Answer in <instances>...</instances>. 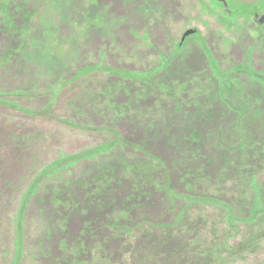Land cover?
Masks as SVG:
<instances>
[{"label": "rangeland", "instance_id": "1", "mask_svg": "<svg viewBox=\"0 0 264 264\" xmlns=\"http://www.w3.org/2000/svg\"><path fill=\"white\" fill-rule=\"evenodd\" d=\"M251 1L0 0V264H264Z\"/></svg>", "mask_w": 264, "mask_h": 264}, {"label": "flooded vegetation", "instance_id": "2", "mask_svg": "<svg viewBox=\"0 0 264 264\" xmlns=\"http://www.w3.org/2000/svg\"><path fill=\"white\" fill-rule=\"evenodd\" d=\"M213 1L215 3L214 5L219 7V9L223 14L227 16H235L237 17V19H243L245 16H243L242 11L246 9L248 4L255 3L254 1L251 0H213ZM248 17L251 18V21L254 25H256L259 29H261L262 32L260 33H263L262 35H264V9L254 10L252 13L249 12ZM190 28H197V31L187 36H183L185 31ZM200 35L201 32L198 27L190 26L187 29H185L184 32H182L179 40L180 42H184L187 38L192 36H197L200 38ZM263 47H264V43H263ZM259 77L264 80L263 76H259Z\"/></svg>", "mask_w": 264, "mask_h": 264}, {"label": "trees", "instance_id": "3", "mask_svg": "<svg viewBox=\"0 0 264 264\" xmlns=\"http://www.w3.org/2000/svg\"><path fill=\"white\" fill-rule=\"evenodd\" d=\"M0 60H2V59H0ZM82 73H84L83 71H81V70H79L77 73H75V75H74V78H77V77H79V76H81L82 75ZM260 76V75H259ZM2 103H5L4 101H1ZM141 164H133V165H130V166H128V165H125L126 167V170H127V172H126V174H128V175H131L132 176V174L134 173V171H137V169H136V166H140ZM53 165L52 164H47V165H45V167L38 173V175H42V174H44V173H46L51 167H52ZM140 170H142V169H140ZM140 172H142V171H140ZM39 177V176H38ZM28 190H30V187L28 188ZM28 192V191H27Z\"/></svg>", "mask_w": 264, "mask_h": 264}, {"label": "water", "instance_id": "4", "mask_svg": "<svg viewBox=\"0 0 264 264\" xmlns=\"http://www.w3.org/2000/svg\"><path fill=\"white\" fill-rule=\"evenodd\" d=\"M196 31H197V28H190V29L185 31L183 36H187L189 34H192V33L196 32Z\"/></svg>", "mask_w": 264, "mask_h": 264}]
</instances>
